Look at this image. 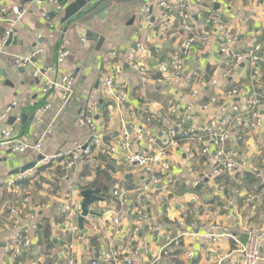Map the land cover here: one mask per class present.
<instances>
[{"label":"crops","instance_id":"0c3cea01","mask_svg":"<svg viewBox=\"0 0 264 264\" xmlns=\"http://www.w3.org/2000/svg\"><path fill=\"white\" fill-rule=\"evenodd\" d=\"M154 1L122 5L118 19H96L90 28L96 39L89 40L88 27L61 23L64 10L56 13L51 5L38 6L33 0H0V9H28L26 19L14 28L11 45L0 53V114L12 108L7 120L0 122V141L2 131L13 126L21 140L42 143L43 155L48 158L87 145L94 134L80 126L78 118L92 93L99 101L94 116L97 132L103 135L94 156L78 163L66 176L63 160L52 159L38 165L14 187L7 186L18 176L13 171L39 155L0 147V264H90L94 260L100 264H241L236 251L243 245L237 233L264 226V68L257 78H253L254 69L248 64L232 70L219 50L224 28L238 33L234 53H246L256 39L263 45L264 55V0H220L215 5L209 0H190L197 38L191 53L184 57L181 78L174 83L172 59L180 53L187 36L180 31L178 21L172 22L162 36L156 27V7L149 15H141L142 8ZM43 13L51 16L50 23ZM11 19L4 15L0 20V38ZM97 38L104 39L99 49ZM139 44L144 50L138 51L136 64L148 74L147 81L128 62L129 53L138 50ZM40 47H44L43 53L33 60L40 68L55 66L59 49L71 51L65 63L50 73L52 79L65 75L73 78L74 94L66 103L56 95L44 96L38 91L32 65H13L15 57L28 56ZM108 70L118 76L117 89L128 93L121 108L102 97L100 77ZM233 90L237 97L229 99L228 92ZM254 98L262 100L261 107L254 109L262 116L257 130L249 127L248 101ZM49 101L51 109L42 115V122H37V111ZM233 103L241 114L232 112ZM22 115L27 116L25 124ZM188 116L190 119L179 128ZM227 117L233 129L239 128L236 117L241 118L242 139H232L225 147L227 153L248 161L249 172L241 179L224 172L215 174L209 157L202 154L206 143L199 141L206 139L210 121ZM11 118H15L12 125ZM139 131L143 140L138 138ZM171 131L178 134L177 145L164 146ZM184 131L192 134L184 138ZM124 132L131 136L136 152L152 150L147 146L148 137L160 139L155 149L164 150L167 170L164 173L161 166L157 167L155 175L162 182L153 193L138 191L150 180L141 169L106 152ZM214 153L211 148L210 156ZM87 188L94 189L104 201L90 206L98 215L85 219L83 232L78 225L83 200L80 193ZM115 189L122 200L115 198ZM68 196L77 214L69 223L78 227L77 235L66 227L67 217L62 212ZM16 220L20 226L29 227L32 244L13 257L9 250L15 240ZM214 224L228 228L235 239L217 245L207 243L205 236ZM176 238L180 245L168 246L170 253L163 254L169 241ZM188 252L193 253L192 258ZM260 257L258 264H264V242Z\"/></svg>","mask_w":264,"mask_h":264},{"label":"built area","instance_id":"2783aa9c","mask_svg":"<svg viewBox=\"0 0 264 264\" xmlns=\"http://www.w3.org/2000/svg\"><path fill=\"white\" fill-rule=\"evenodd\" d=\"M212 5L219 4L220 0H209ZM33 4L38 6H43L44 4L51 5L54 8L56 13L62 12L64 10L63 0H33ZM190 0H155L154 3H150L145 5L141 10L142 16H147L151 13L153 7L157 9V17L155 18L156 27L159 30L160 34L163 36L167 32L169 25L178 21L179 29L187 36L182 49H180V53H176L173 56L172 64H173V76L171 82L174 83L181 78V73L184 70V57L188 56L191 53L192 46L196 41L197 34L195 31V26L193 25V17L190 12ZM4 15L12 16L10 20V27L5 31L4 35L0 38V53H2L7 47L8 40L13 35L14 28L21 24L28 15L27 8H20L17 6H13L8 9L7 7H3L0 9V20H4ZM47 22H51V16L47 13L42 14ZM216 22V21H215ZM218 23V22H217ZM52 28H57L52 25ZM222 29L223 39L219 43V50L222 56L228 61L229 67L232 70L237 69L241 64H248L254 69V77H259L264 68V55L263 45L258 42L256 39L253 40L252 44L248 48L246 53H234V46L238 42V33H234L230 30ZM82 42H85V39H82ZM138 50H132L128 55V62L132 64V67L135 68L136 71L143 75V80H148V74L145 73V70L141 68L138 64H136V57L138 55L139 50H144V46L139 44ZM44 51V47H40L33 51L30 55L25 57H15L13 59V65L18 68H26L29 65L33 66L32 76L37 81L38 91L44 96L56 95L59 99L63 101V103L68 102L74 94V80L70 76H63L58 79L50 78V73H54L55 68L59 65L65 63V61L70 57L71 51L68 49H59L55 55V66L52 67H37L33 65V60ZM115 56L114 54H112ZM184 55V56H183ZM105 59V57H104ZM117 78L116 73H112L111 70L108 72L103 71L100 77V88L103 99H111L114 103L115 107L121 108L123 107L128 100V93L124 92V90L119 87L117 89ZM217 83V81H214ZM201 87L205 86V83H200ZM196 91H194V95H196ZM228 98L234 99L237 97V91L233 90L228 92ZM54 97V96H53ZM262 105V100L252 99L248 101V115H251V120L249 122V127L252 129H259L262 123V116L259 111H255L254 109H259ZM52 107L51 102L46 103L42 108L37 111L38 116L36 117L37 122H42V115L49 111ZM99 107V101L96 99L94 93H92L88 99L86 108L80 114L78 118V124L80 126L88 127L94 137L92 141L87 145H77L72 151L58 154L52 158L45 157L43 161L39 162V166H43L48 164L52 159L53 160H63L62 168L63 174H67L73 167H75L78 163L84 160H89L94 156L95 149H99L102 145L103 135L99 136L97 132V121H95L94 116ZM232 112L237 114H241L240 107L233 103L231 106ZM12 112V108H6L0 114V122L6 121L9 114ZM190 117L188 116L186 119L182 120L179 124V128H182L186 121H188ZM237 122L239 123V128H232L230 126L231 119L227 117L223 121L212 120L207 125L206 139L199 138V141L202 143H206L204 149L202 150V154L207 155L209 157V161L214 166V173H228L230 175H236L238 179L245 176L247 172H249L250 166L246 159L237 158L232 153H227L226 144L231 142L232 139L241 140L242 139V131L241 129V118L236 117ZM192 134V131H184L182 133V137L186 138ZM138 138L143 140L144 134L142 131H139ZM178 134L176 131H171L168 134V138L165 142H163L164 146H173L177 145ZM205 141V142H204ZM147 146L150 151H141L136 152L133 149V140L131 136L124 132L122 137L118 139L113 145L109 146L106 150L109 154L114 157L122 158L125 162L130 166H137L144 173L146 177H150V180L147 184H143L138 190L142 194H149L155 191L157 185H160L162 182V178H159L155 175L157 167H160V171L164 172L167 170L166 164L164 163L165 152L162 148L155 147L158 146L160 139L158 137H148L146 140ZM0 147H7L14 153L25 154L28 151H32L37 153L38 155H43V145L42 143H37L35 145L29 143L28 141L21 140L15 135V128L13 126H8L6 129L2 131V140L0 141ZM211 148L214 149V155L210 156ZM153 151V152H152ZM37 165V166H38ZM37 168V167H36ZM32 172V171H30ZM27 172L25 174H20L16 176L14 179L10 180L8 183V187H14L20 182L27 179ZM64 176V177H65ZM114 196L117 199L122 200V195L118 191V189L114 190ZM72 198V197H71ZM248 202L251 201V198L247 199ZM73 201H70L68 196L65 203L62 206V212L67 217L68 223L66 227H69L68 230L72 234L78 233L79 229L77 226L70 224L69 221L72 218L77 217V214L72 209ZM12 213L17 215V210L13 209ZM139 214H143L139 211ZM31 220H34L33 217L29 216ZM114 224L118 225L119 222L117 219L113 220ZM34 229H37L38 226L34 225ZM15 240L13 243V247L9 252L13 257H16L23 247H29L32 244V237L29 235V227L20 226V220H16L15 222ZM248 240L246 245H243L236 251V255H239V261L241 264H258L261 260L260 257V246L264 242V226L261 228H253L247 231ZM235 239V236L223 225L214 224L209 228V232L205 236V240L207 243L217 245L223 240H231ZM180 239L176 238L166 245L164 248L163 254L168 255L170 253L168 246L180 245ZM188 257L192 258L193 253L188 252ZM69 264H74L70 262ZM90 264H100L99 260H94ZM126 264H132L131 261H128Z\"/></svg>","mask_w":264,"mask_h":264},{"label":"water","instance_id":"95a60500","mask_svg":"<svg viewBox=\"0 0 264 264\" xmlns=\"http://www.w3.org/2000/svg\"><path fill=\"white\" fill-rule=\"evenodd\" d=\"M143 0H65L63 2L64 6V16L61 21L62 24H66L67 27L72 24H81L82 26L88 27L87 38L89 40H95V33L93 31L92 25L95 20L99 19L100 21H105L108 16H111L114 19H118V17L122 13V5L140 3ZM12 36L8 40L7 46H10L12 43ZM98 49L103 44L104 39H98ZM15 121V118H11L9 120V124L12 125ZM27 121V116L22 115V122L25 124ZM45 158L44 155H39L35 161H32L23 167L17 168L13 171V175L25 174L27 172L33 171L36 169L39 162L43 161ZM83 200L80 203L81 214L78 218V225L81 231L84 230L85 219L91 215L96 216L97 213L90 211V206L95 202L104 201L101 197L96 195V191L94 189L88 188L80 193ZM242 245H246L248 240L247 233H237Z\"/></svg>","mask_w":264,"mask_h":264},{"label":"trees","instance_id":"16d2710c","mask_svg":"<svg viewBox=\"0 0 264 264\" xmlns=\"http://www.w3.org/2000/svg\"><path fill=\"white\" fill-rule=\"evenodd\" d=\"M88 189V188H87ZM85 190V189H84ZM106 190H104V192H105Z\"/></svg>","mask_w":264,"mask_h":264}]
</instances>
